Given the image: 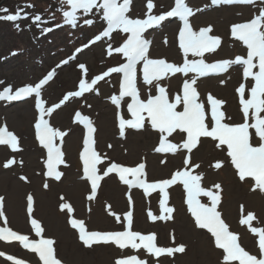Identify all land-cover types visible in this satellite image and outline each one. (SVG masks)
Wrapping results in <instances>:
<instances>
[{
    "label": "rangeland",
    "instance_id": "obj_1",
    "mask_svg": "<svg viewBox=\"0 0 264 264\" xmlns=\"http://www.w3.org/2000/svg\"><path fill=\"white\" fill-rule=\"evenodd\" d=\"M7 1L0 0V5ZM42 1V4H37L33 0H20L11 2L13 7H4L11 14L18 7L26 4L39 6L38 9L25 8L29 13L28 19L18 22L0 20V92L9 86L13 93L20 87L35 86L40 79L55 70L54 78L42 88L40 96V99L45 101L44 107L50 108L60 103L65 95L79 91L80 80L91 83L95 77L127 63V58L115 51L108 53L109 46L112 49L113 46L115 48L121 46L116 37L112 40L103 38L100 42L91 43L94 38L84 33H81L84 41L78 47V49L83 48V51L77 52L76 49L75 52H71L67 46L65 53H61L58 46L52 45L50 49H46L45 56L42 54L39 56V47L32 48L34 36L43 29V24L51 23L54 18L50 16L51 21H49V16L46 15L49 9L60 10L59 0ZM186 2L194 10L203 9L189 18L193 30L199 31L200 28L210 25L212 26L210 35L219 36L222 40L215 52L205 53L202 57L206 63L224 59L235 60L237 56L247 57L246 46L231 36V26L255 18L260 10H264V2L255 7L242 4L214 6L211 0H186ZM146 3L147 0H132L128 16L133 19H146ZM153 3L155 7L152 15L166 13L174 7V0H153ZM62 8H67L66 4H63ZM101 13L102 10H98L94 15L97 22ZM36 14L41 16L39 26L32 20ZM216 14L218 15L214 16ZM0 15L4 13L0 12ZM6 23L12 24L6 25ZM17 24L21 28H17ZM180 27L182 21L170 17L159 26L148 29L144 37L151 41L149 58H163L168 62L182 65L183 53L179 48L178 40ZM17 31H20L23 38L22 48L28 55L26 57L21 56L20 37L17 38ZM61 40L68 43L65 38ZM71 55L75 58L69 59ZM188 59L199 60L201 57H193L189 54ZM65 60H68V63L62 64ZM80 64L85 65L86 72L79 68ZM142 68L143 61L137 64L138 90L141 99L146 101L150 96L159 93L155 87L156 81L153 85L143 82ZM256 70L258 68L253 69L254 72ZM195 75L188 73L185 76L177 73L158 83L166 88L169 101L174 102L176 95L183 94V82L190 81ZM122 77L123 73L111 72L93 86V91L85 92L80 97H70L51 115L44 116L51 127L66 133L63 139L56 140L65 160L64 164L59 165V171L62 173L60 180L46 175L47 150L36 138L35 123L39 121L41 113L35 106V94L25 100H0V126L6 125L8 131L18 137L17 150H13L8 145H0V197L4 198L2 210L6 216V222L0 217V227H8L18 234L26 235L29 241L53 239L56 256L63 264H114V260L121 255H139L141 259H147L149 264H153L157 259L159 264H222V250L215 247L214 238L206 229L195 227L194 217L188 211L186 203L187 194L179 182L166 190L169 199L165 206L175 209L172 213L173 218L167 221L159 219L152 221L148 216L149 211L157 216L162 214L159 203L162 194L158 190L145 194L142 188L124 184L115 172L101 179L95 196L89 199L92 195L91 186L83 177V168L78 165L83 151V140L87 135L85 125L76 120V113L79 112L82 117L90 119L96 129L95 146L97 152L104 157L103 163L98 165L101 175L112 163L131 168L143 163L146 176L142 179L156 182L171 178L178 170H185L184 160L190 159L191 165H200L199 168L191 167L190 170L193 175H202L201 186L221 196L217 210L228 222L231 231L239 234L240 246L247 252L249 250L252 255H256L258 259L264 258L258 247V235L251 233L249 225L239 223L242 215L246 216L248 212H252L255 219L251 221V227L264 228V193L259 189L252 191L254 180L246 178L245 181H240L230 157L227 156L226 146L216 148L215 143L218 142L210 138L202 137L191 153L182 148L175 154L157 152L155 149L159 147L160 134L152 129L146 113L142 128L126 127L122 136L119 118L123 116L127 120L133 119L127 107L132 102L131 98L124 97L119 105L113 104L111 100L112 96H119ZM241 83L246 87L245 98H250L249 84L253 85L254 81L251 77L247 79L243 77V65L233 64L225 73L200 77L195 87L199 93V101L205 103L207 112H210V105L207 104L209 94L226 101L222 110L225 111L226 116L231 117V120L226 122L234 124L242 122V106L239 104V93L236 92V88ZM178 110H182V106H178ZM20 112L25 113L26 117ZM184 139L186 134L180 133L179 130L169 137V140L176 144H182ZM9 160H15V163L10 167H4ZM218 161H223L222 167L215 169L214 164ZM127 178L134 180L131 175ZM215 184H219L221 188L215 189ZM29 195L33 198L31 214L27 207ZM198 199L204 204L211 203L210 199L203 195ZM62 204L70 205L72 211L62 210ZM10 208L17 210L21 208L17 221L14 220ZM129 211L132 212V231L140 232L142 235L155 233L157 246L184 245L185 251L155 258L148 257L143 249L137 251L128 248L121 252L114 245L103 244L88 248L78 239V230L73 229L69 223L70 219L81 220L87 231H123L128 227L125 216ZM116 216L120 217L119 221L116 220ZM32 219H36L43 229L40 236H37L32 229ZM0 253H3L0 255V264H14V261L7 259L8 256L15 257L24 264H42L36 253L24 248L19 242L10 244L8 241L0 240Z\"/></svg>",
    "mask_w": 264,
    "mask_h": 264
},
{
    "label": "snow or ice",
    "instance_id": "obj_2",
    "mask_svg": "<svg viewBox=\"0 0 264 264\" xmlns=\"http://www.w3.org/2000/svg\"><path fill=\"white\" fill-rule=\"evenodd\" d=\"M264 2V0H262ZM62 4H66L69 10L63 11L64 22L76 26L77 12L83 10L84 13H90L93 9L102 10V19L106 21L107 28L102 34L97 35L91 43H95L103 37H110L111 33L120 30L122 33L128 34L123 44L115 49L111 46L107 49L108 53L112 51L121 53L127 58V63L120 67H114L105 72L101 76H97L88 83L86 80H80L79 91L71 92L63 97L60 103L50 108H45L41 96L42 88L51 81L55 76V70L50 71L44 78L40 79L35 86L27 85L18 88L14 93L11 86L0 92V100L16 101L28 98L35 94V106L40 111L41 116L35 123L36 138L39 144L47 150L46 167L48 177L60 180L62 173L58 171V166L65 163L63 152L57 146V138L63 139L66 133L59 131L50 126L49 122L44 119L45 115H51L62 104L69 100L70 97L83 96L85 92L93 91V86L104 76L111 72L123 73V81L120 84L119 96H112V103L119 105L124 97H131L132 102L128 104V111L133 119L127 120L123 116L119 118L120 134L124 135L126 127L140 129L144 126L145 116L151 122L152 129L160 134L159 147L155 150L161 153L175 154L179 149H186L189 153L196 148L201 138H210L215 143L216 148L226 146L227 156L236 169L240 181L246 178L254 180L252 191L259 189L264 193V10H260L259 15L248 22L237 23L231 26V36L243 43L247 48V57L237 56L235 60L224 59L213 63H206L202 58L205 53L215 52L221 45L222 40L219 36L210 35L212 26L200 28L194 31L189 18L194 16L196 12L203 9H193L188 6L186 0H174V7L166 13L160 15H152L155 7L153 0H147L145 13L146 19H133L127 13L131 11L132 0H61ZM256 0H211V4L219 6L221 4H242L253 5ZM32 4H26L18 7L14 13L9 14L8 9H0L4 15H0V20L16 22L29 18V13L25 8H34ZM207 7V6H206ZM170 17H178L182 21V27L178 32L179 48L183 53L182 65L168 62L166 59H151L148 56L151 41L144 37V33L153 27H157L161 22ZM33 23L39 26L41 16L36 14L32 17ZM85 23L91 25L92 20H85ZM19 28V25H16ZM51 28H44L43 32H50ZM164 43H167L165 39ZM87 47V45H85ZM83 51V48L77 49V52ZM189 54L193 57H201V59H188ZM70 57L69 59H74ZM143 61V82L147 85H153L156 81L158 95L150 96L146 101L140 99L139 90L137 88V64ZM255 61V62H254ZM68 60L62 61L67 64ZM233 64L243 65V77L245 79L251 77L254 84L250 86V98L246 99V87L241 83L236 92L239 93V104L242 106V122L228 123L231 117L226 116L222 110L226 101L214 98L211 94L207 96V104L210 105V112L206 111L205 103L199 101V93L195 87L197 79L212 74H222L228 71ZM59 66V65H58ZM79 68L87 71L84 64H80ZM258 68V71L253 69ZM177 73L196 74L190 81L185 80L182 84V95H176L175 101L170 102L167 90L164 86L159 85V81L169 78L170 75ZM224 83V81H221ZM178 106H182V110H178ZM76 120L83 123L87 128V135L83 140V151L80 154V160L83 163V177L91 182L92 199L98 189L99 182L103 177L115 172L119 175V180L130 187L136 186L143 189L145 194H150L158 190L162 194L160 199V209L162 214L157 216L149 211L148 216L152 221L157 219L167 221L173 218L172 213L175 211L173 207H167L166 202L169 199V193L166 191L170 186L179 182L187 194L186 203L188 211L194 217L196 227L206 229L211 237L214 238V245L217 249L222 250V264H264V258L258 259L256 255L249 254L238 243V234L229 231V226L221 218V212L217 210L218 202L221 196L214 193L210 189L201 186L203 179L201 174L193 175L190 168H199L200 165H191L190 159L184 160L185 170L176 171L171 178L163 179L156 182H147L142 179L146 176L145 165L139 164L137 167H124L116 163L110 166L100 174L98 165L103 163L102 157L94 147V133L96 129L93 122L87 117H82L79 112L76 113ZM179 130L180 133L186 134V139L182 144L172 143L169 140L174 133ZM0 145H8L13 150L18 149V137L8 131L7 126H0ZM111 147V145H109ZM15 160H9L4 167H10ZM223 161L214 164L215 169L222 167ZM131 175L134 180L127 177ZM22 179H24L22 177ZM47 187V185H45ZM215 189H220L219 184L214 185ZM201 195L208 197L211 201L210 205L201 203L198 197ZM28 212L31 214L33 198L31 195L27 197ZM131 203V198H129ZM4 198L0 197V217L6 222V216L3 209ZM110 208V206H109ZM61 209H67L68 212L72 208L68 204H62ZM243 213V206H241ZM113 215H115L113 213ZM117 221L119 216L115 217ZM125 219L128 227L123 231H87L81 220L70 219L69 223L73 229L78 230V239L85 247L91 248L93 245H114L121 252L124 249H143L148 257L159 258L161 255L172 256L174 253H183L184 245L177 247H159L155 243L156 234L142 235L140 232L132 231V212L129 211ZM255 219L252 212H248L246 216L242 215L239 223L241 225H249L250 231L258 235V247L261 256L264 257V228L251 227V221ZM32 229L37 236H40L43 229L36 219L31 220ZM10 238L20 242V244L30 251L38 255L42 264H62L55 253L53 239L42 238L40 240L29 241L28 236L18 234L8 227H0V240L9 241ZM139 241V243H137ZM3 255V253H0ZM8 260L14 261V264H24L23 261L8 256ZM114 264H149L147 259H141L139 255H121L114 260ZM153 264H159L158 259Z\"/></svg>",
    "mask_w": 264,
    "mask_h": 264
},
{
    "label": "trees",
    "instance_id": "obj_3",
    "mask_svg": "<svg viewBox=\"0 0 264 264\" xmlns=\"http://www.w3.org/2000/svg\"><path fill=\"white\" fill-rule=\"evenodd\" d=\"M17 1H20V0H8L5 4L0 6V9H3L4 7H13L12 3L17 2ZM33 1H36L37 4L43 3L42 0H33ZM59 1L61 2V0ZM34 6L37 9L39 8L38 5H34ZM48 12H49V21H51L50 16L54 18L52 19L51 23L47 24L46 22L45 24H43V29L51 28L52 31L43 32V29H41V31L34 36L37 43H35V40H34V45L32 48H34L35 46L39 47L40 49L38 52L39 56L41 54L44 55L46 49H50L52 45H55L53 47L58 46L59 49L61 50V53L62 52L65 53L67 46H69L71 52H75V50L78 49V47H80L81 42L84 41V37L81 35V33L89 34L90 37L91 36L94 37V36L100 35L105 27V25L101 21L102 20L101 18L99 19V22L95 20L96 17L94 15L97 14L96 9H93L92 12L90 13H84V12L81 13L82 11L79 10L77 12V17L79 19V22H77L76 26H72L71 24L65 23L64 18L55 10H49ZM85 20H92L93 23L91 25H88L85 23ZM59 21H63V22H59ZM8 24H12V23H6V25ZM22 28L24 29L25 27H22ZM20 31H17L16 35H17V38L20 37L19 43H20L21 56L26 57L28 55H26V53L23 51V48H22L23 38L21 37ZM62 38H65V40L67 39L68 43L63 42L61 40ZM100 40L102 41V39ZM27 45H29V43ZM72 55L69 56V58L72 57Z\"/></svg>",
    "mask_w": 264,
    "mask_h": 264
},
{
    "label": "bare ground",
    "instance_id": "obj_4",
    "mask_svg": "<svg viewBox=\"0 0 264 264\" xmlns=\"http://www.w3.org/2000/svg\"><path fill=\"white\" fill-rule=\"evenodd\" d=\"M218 14H216V15H214V16H217ZM197 16V15H196ZM206 16H208V15H206ZM220 26V25H219ZM256 71H258V70H256ZM250 84H249V88H250ZM20 114H22V115H24L25 117H26V114L25 113H21L20 112ZM81 164L83 165V163H82V161L81 160H79V162H78V165L79 166H81ZM82 167V166H81ZM21 209V208H20ZM20 209H16V208H10V212L12 213V215H13V217H14V220L15 221H17L18 219H19V215H18V212L20 211ZM227 222V221H226ZM228 223V222H227ZM196 227V226H195ZM196 228H198V227H196ZM8 242H10V244H15L14 242H11V241H8Z\"/></svg>",
    "mask_w": 264,
    "mask_h": 264
},
{
    "label": "water",
    "instance_id": "obj_5",
    "mask_svg": "<svg viewBox=\"0 0 264 264\" xmlns=\"http://www.w3.org/2000/svg\"><path fill=\"white\" fill-rule=\"evenodd\" d=\"M1 5H2V4H1ZM1 5H0V6H1Z\"/></svg>",
    "mask_w": 264,
    "mask_h": 264
}]
</instances>
